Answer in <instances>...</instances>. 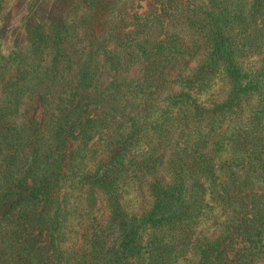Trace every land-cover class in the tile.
<instances>
[{
    "label": "trees",
    "instance_id": "obj_1",
    "mask_svg": "<svg viewBox=\"0 0 264 264\" xmlns=\"http://www.w3.org/2000/svg\"><path fill=\"white\" fill-rule=\"evenodd\" d=\"M139 1L0 23V264H264V0Z\"/></svg>",
    "mask_w": 264,
    "mask_h": 264
},
{
    "label": "rangeland",
    "instance_id": "obj_2",
    "mask_svg": "<svg viewBox=\"0 0 264 264\" xmlns=\"http://www.w3.org/2000/svg\"><path fill=\"white\" fill-rule=\"evenodd\" d=\"M146 2L147 0H140V6L136 7V10H144ZM48 3L55 4L56 0H3L0 12V23H2L1 30L5 45L10 46L13 43L20 44L24 41L26 36V27L29 25L30 18L33 17L29 11V5L32 4V8H35L36 6L47 5ZM217 87L218 82L215 81L203 97L214 94ZM38 113V105L34 102L29 111V117H36ZM66 203L69 210V226H75L85 206L83 195H81L78 191L68 189ZM122 204L129 212L138 213L140 211L142 206L141 198L139 193H137L132 186H127L122 191ZM216 220H218L217 212H215L214 216H210L208 214L204 219V222L200 224L199 228L201 232L209 231Z\"/></svg>",
    "mask_w": 264,
    "mask_h": 264
}]
</instances>
